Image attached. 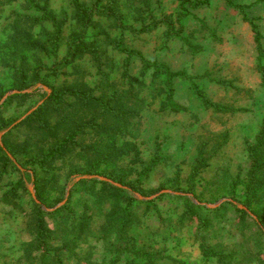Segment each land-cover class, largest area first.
Here are the masks:
<instances>
[{
  "label": "rangeland",
  "instance_id": "1",
  "mask_svg": "<svg viewBox=\"0 0 264 264\" xmlns=\"http://www.w3.org/2000/svg\"><path fill=\"white\" fill-rule=\"evenodd\" d=\"M80 1L88 9L104 11L111 5L119 13L117 21L96 16L94 21L100 22L104 29L89 31L90 36L99 37L101 32L110 35L111 41L102 46L113 61L114 72L110 86H103L92 63L85 60L78 70L70 68L60 74V81L73 82L80 76L91 88L126 91L129 88L123 78L126 55L114 48L119 41L124 50L138 51L171 72H183L211 101L228 111L215 113L205 109L184 79L173 81V101L186 110L162 109L164 96L157 94L158 81L153 80L152 71L141 76L139 59L131 58L127 71L132 77L145 79L141 98L146 105L141 111L139 131L128 139L137 146L145 166L157 158L156 147L160 143L159 165L144 178L140 177L141 166L132 164L128 157L99 168L102 174L112 171L126 175L125 183L141 180L139 192L132 193L135 201L128 209L130 216L124 218L121 211L128 203L123 197L106 199L89 212L101 189L100 183L91 180H101L82 177L101 176L86 174V163L78 160L55 163L51 174L56 184L41 196L44 221L55 239L47 243L52 248L49 252L34 243L37 215L32 200L40 204L37 193L41 188L35 183L31 166L21 168V164L38 157L39 147L25 143L26 131L18 124L30 111L42 106L52 90L31 83L18 89L14 71L8 66L9 53L14 47L6 48L0 53V146L20 173L5 172L0 177V264H89L83 256L90 251L92 264H218L203 255V247L227 254L231 264H264V220L257 222L255 214L264 215V192L260 204H253L251 209L243 206L248 168L245 142L255 138L264 121V85L256 68L257 50L249 23L226 0H211L196 8L191 4L204 0ZM230 1L246 7V17L257 25L264 49V0ZM50 2L56 14H70L66 0ZM183 7L188 16L181 20L183 32L179 33L177 19L184 12ZM0 8V43H3L12 30L2 26L15 15L30 12L22 0H6ZM65 54L66 41L57 61ZM38 58L37 63L29 59L31 72L26 71V75L42 66L46 69L40 72L41 77L54 78V72L47 70L54 64V58L41 55ZM12 92L30 97L23 100L13 94L3 101ZM203 144L208 146V167L189 181L190 166ZM101 178L110 181L102 182L126 188L110 178ZM20 181L23 189L17 190V199L13 203L5 202L4 194ZM64 207L73 210L76 217L85 212L89 217L90 235L76 242L78 259L66 252L57 256L53 251L61 245L59 236L73 235L69 230L71 218L61 211ZM53 212H56L54 218L47 215ZM121 227L123 235L132 237L131 241L123 236L118 240ZM133 251L144 252L150 260Z\"/></svg>",
  "mask_w": 264,
  "mask_h": 264
},
{
  "label": "trees",
  "instance_id": "2",
  "mask_svg": "<svg viewBox=\"0 0 264 264\" xmlns=\"http://www.w3.org/2000/svg\"><path fill=\"white\" fill-rule=\"evenodd\" d=\"M30 13L28 15H15L13 19L3 25V28L12 30L5 42L0 43V53L6 48L14 50L9 53L8 66L14 71V81L18 89H24L28 83L32 85L42 84L48 86L52 91L46 95L45 102L38 109L33 111L18 126L24 128L26 144H34L39 147V155L21 164V168L26 169L31 166L35 183L41 188L38 194L40 202L32 200V206L37 215L35 219V244L44 246V249L51 252L52 248L47 243L54 241L51 232L44 221L41 205L43 202L42 192L47 188H53L56 184L54 175L51 174L52 166L65 160H78L88 165L84 171L86 174H94L110 178L116 183L126 187L114 186L108 182L91 180L93 183H100L101 189L96 193V200L89 208V212L99 208L101 204L109 198L123 197L127 201L126 207L121 211L124 218H129L128 211L132 202L135 201L132 193L139 192L140 179L125 183L126 175L115 174L112 171L108 174L99 172L101 165H114L116 160L130 158L131 163L141 166L140 177H147L148 174L159 165L160 143L156 147V159L149 165H144L137 146L128 138L135 137L140 128L141 111L145 108V101L141 98L144 91L145 79L135 78L128 74L129 61L137 57L141 63V76H145L148 71H152V78L157 83V94L164 96L161 102L162 109H171L174 112L185 111L186 108L173 101V81L176 79L188 80L194 94L201 100L205 109L215 113L227 112L228 109L218 103L211 101L196 85L192 78L187 79L183 72H171L167 67L158 64L156 60H149L135 50L127 51L121 48L120 42L114 44L115 50L125 54V65L123 78L127 86L123 89L109 91L99 88H91L84 77H76L71 81H60L58 76L72 68L78 70L83 61L88 60L96 69L101 85L110 86L111 75L114 72V64L108 57L106 49L102 44L111 41L110 35L101 32L98 36H90L89 33L96 28L104 29L100 22H95L94 18L103 16L110 21L119 17V13L114 7L109 6L104 11L88 9L80 0H66L69 5L70 14H56L51 8L50 0H22ZM211 0L196 1L191 7L196 8L206 5ZM230 6L239 10L243 19L249 23L254 34V42L257 50L256 68L261 77V83L264 85V49L262 47V36L254 20L246 17V7L234 5L230 0H226ZM6 3V0H0V7ZM1 9V8H0ZM183 13L178 16L179 33L183 32L181 20L188 16L187 9L182 8ZM50 25V30L47 29ZM91 30V31H90ZM90 31V32H89ZM69 32V33H68ZM175 35L181 39V35ZM104 36L101 39V36ZM185 40V39H183ZM66 41V54L63 59L57 61L58 53ZM113 42V41H112ZM187 43V41L185 40ZM191 47V46H190ZM192 48V47H191ZM38 55L46 58H54V64L47 70L53 71L52 79L41 77L44 67L38 69L29 76L26 71L31 72L29 59L32 58L35 63L40 62ZM162 78H164L162 80ZM59 82V83H58ZM221 84H227L221 82ZM14 97L23 100L30 97V94H15ZM51 120H55L54 123ZM208 146L203 144L198 147L197 157L190 166L189 181L194 180L208 167L209 156ZM245 152L248 160V168L245 173V199L243 206L251 209L253 204H260L264 192V121L259 127V131L253 140H246ZM13 156V154H12ZM14 157V156H13ZM16 160V159H15ZM114 162V163H113ZM17 171L20 173L16 163L8 156L7 151L0 146V177L5 172ZM41 174V177H37ZM44 178V179H43ZM83 181L82 183H84ZM23 189L22 181L18 182L10 191L4 194V201L13 203L17 199V190ZM65 217L71 218L69 230L73 234L59 236L61 245L53 249L57 256H63L64 252L70 253L78 259L80 253H77V240L84 241L91 231L88 226L89 217L85 212L80 218L76 217L73 210L64 207ZM56 212L47 214L51 218L55 217ZM245 214V211H241ZM257 222H263L264 215L255 213ZM115 216H117L115 214ZM125 222V220H122ZM123 227L119 230L118 240L126 237L131 241L132 237L123 235ZM137 256H144L150 260L149 256L142 251H133ZM202 253L207 258L215 259L218 264H231L228 255L219 250L202 248ZM147 256V257H146ZM85 260L91 263L92 253H86ZM57 262H61L60 260Z\"/></svg>",
  "mask_w": 264,
  "mask_h": 264
},
{
  "label": "water",
  "instance_id": "3",
  "mask_svg": "<svg viewBox=\"0 0 264 264\" xmlns=\"http://www.w3.org/2000/svg\"><path fill=\"white\" fill-rule=\"evenodd\" d=\"M17 93H19V92H12V93L6 95V96L3 98V101H4L5 99H7L10 95L17 94ZM48 93H50V91H48ZM31 112H32V111H30L27 115L31 114ZM25 117H26V116H25ZM25 117H23L21 120H23ZM21 120H20V121H21ZM20 121H18V122H20ZM18 122H17V123H18ZM92 178H96V179H99V180H101V181H108V180H106V179H104V178H101V177H93V176H85V177H82V179H92ZM78 180H79V179H78ZM108 182H110V181H108Z\"/></svg>",
  "mask_w": 264,
  "mask_h": 264
}]
</instances>
